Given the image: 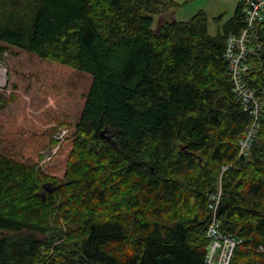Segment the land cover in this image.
<instances>
[{
  "label": "trees",
  "instance_id": "obj_1",
  "mask_svg": "<svg viewBox=\"0 0 264 264\" xmlns=\"http://www.w3.org/2000/svg\"><path fill=\"white\" fill-rule=\"evenodd\" d=\"M35 1L31 22L0 12V57L47 66L57 103L0 118V264H205L224 165L218 216L243 240L231 264H264V109L240 156L253 117L224 57L243 3L211 34L203 10L154 29L175 0ZM249 62L263 96L264 43Z\"/></svg>",
  "mask_w": 264,
  "mask_h": 264
},
{
  "label": "rangeland",
  "instance_id": "obj_2",
  "mask_svg": "<svg viewBox=\"0 0 264 264\" xmlns=\"http://www.w3.org/2000/svg\"><path fill=\"white\" fill-rule=\"evenodd\" d=\"M178 6L161 15H154L153 28L160 27L165 21L189 20L196 12L205 11L208 16V30L211 34H216L223 30L224 24L233 16L240 0H175ZM17 3V4H16ZM35 0H0L1 19H8L9 13L12 15L24 16L31 22L37 10ZM2 44V43H1ZM14 53L5 52L0 61V95L15 94L16 99L8 105L7 109L0 110V118H6L19 112L40 114L50 105H56L48 83L50 69L42 67L38 69L35 64V57L26 54L18 48L12 49ZM15 53H18L15 55ZM40 73L42 76H40ZM85 82L83 83L84 86ZM57 109V108H56ZM60 109V108H59ZM66 133L65 129L58 132L55 137L61 139ZM58 147L52 149L56 152ZM0 150H3V141L0 137ZM48 147L43 150L46 157L43 162L50 160L53 154Z\"/></svg>",
  "mask_w": 264,
  "mask_h": 264
},
{
  "label": "built area",
  "instance_id": "obj_3",
  "mask_svg": "<svg viewBox=\"0 0 264 264\" xmlns=\"http://www.w3.org/2000/svg\"><path fill=\"white\" fill-rule=\"evenodd\" d=\"M245 15L244 26L232 33L226 40L224 57L228 62L229 74L234 84V92L241 99L244 109L253 117L239 141V155H248L253 140L260 128V114L264 109V95L260 96L247 82L251 70L249 59L263 47L264 37V0H240ZM229 168L224 165L220 176ZM207 204L210 220L205 235L209 240L205 264H231L236 248L242 244V238L227 234L222 229L219 209L222 199V181Z\"/></svg>",
  "mask_w": 264,
  "mask_h": 264
},
{
  "label": "water",
  "instance_id": "obj_4",
  "mask_svg": "<svg viewBox=\"0 0 264 264\" xmlns=\"http://www.w3.org/2000/svg\"><path fill=\"white\" fill-rule=\"evenodd\" d=\"M0 63L6 65V63H4V62H2V61H0ZM105 131H106V130H103V131H102V134H104ZM50 186H51V184H47V185H46L47 189H48L49 191H52V189L50 188Z\"/></svg>",
  "mask_w": 264,
  "mask_h": 264
}]
</instances>
